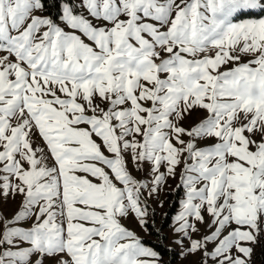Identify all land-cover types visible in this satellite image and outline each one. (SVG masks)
Instances as JSON below:
<instances>
[{"label":"snow or ice","instance_id":"obj_1","mask_svg":"<svg viewBox=\"0 0 264 264\" xmlns=\"http://www.w3.org/2000/svg\"><path fill=\"white\" fill-rule=\"evenodd\" d=\"M170 179L168 252L264 264V0H0V264H162Z\"/></svg>","mask_w":264,"mask_h":264},{"label":"rangeland","instance_id":"obj_2","mask_svg":"<svg viewBox=\"0 0 264 264\" xmlns=\"http://www.w3.org/2000/svg\"><path fill=\"white\" fill-rule=\"evenodd\" d=\"M135 175H137L138 177L140 176L139 173H134ZM178 181L177 180H169L168 181V186H166L163 190V192L160 194L159 196V200H151V206L152 208L155 210L156 216H155V227L157 229L162 230L161 226H162V222L163 220L166 218L167 215H169L170 209L173 210L174 213H172L171 215V223H172V217L174 216V214L176 212H178L179 210V204H178V197H179V193L177 194H173V189L176 188ZM159 201H163V207L159 206ZM15 203H11L10 205H8V209H9V215L11 214L12 211L15 210ZM167 214V215H165ZM170 223V227L168 229H166L165 231H161V233H163V235H166L167 237V241H166V246L167 247H172V248H176L177 251H179V249L177 248V246L175 244L172 243L173 240V229ZM127 226L132 229L133 231H135L137 233V235L144 241V243L146 245H148L150 242H154V243H159L160 242V238L159 237H155L154 235L151 234V232L148 230L147 232L142 229L140 227L139 224H137L135 222V220H129L126 221ZM203 231V228H202ZM149 242V243H148ZM151 246V245H149ZM152 247V246H151ZM200 259L199 255H195V256H188L184 259H181L180 257H178V262L176 264H197V261ZM257 264H259V259L257 260Z\"/></svg>","mask_w":264,"mask_h":264},{"label":"trees","instance_id":"obj_3","mask_svg":"<svg viewBox=\"0 0 264 264\" xmlns=\"http://www.w3.org/2000/svg\"><path fill=\"white\" fill-rule=\"evenodd\" d=\"M172 209H170L169 215H167L166 218L163 220L161 231H165L170 227L171 215L172 213H174ZM149 231L151 232L152 235L158 237L154 229L149 228ZM160 237H165V239H161ZM160 237H159L160 238L159 243L148 242L149 243L148 245H151L157 252L161 253L162 264H176L178 262V256L175 253H170L166 250L168 248L165 244L167 241L166 235H163V233L160 232Z\"/></svg>","mask_w":264,"mask_h":264}]
</instances>
